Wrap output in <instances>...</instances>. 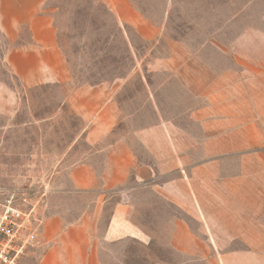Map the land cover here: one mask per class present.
Listing matches in <instances>:
<instances>
[{
	"label": "rangeland",
	"instance_id": "rangeland-1",
	"mask_svg": "<svg viewBox=\"0 0 264 264\" xmlns=\"http://www.w3.org/2000/svg\"><path fill=\"white\" fill-rule=\"evenodd\" d=\"M3 3L0 192L36 203L43 221L58 215L74 223L86 209L95 240L102 239L117 198L99 213L97 194L64 193L70 189V170L90 152L84 140L89 119L80 115L73 99L81 88L121 87L128 78L116 99L124 117L135 114L130 124L136 130L154 122L149 91L142 84L147 79L163 118L177 126V145L186 161H201L221 149L205 148L210 129L228 132L223 145L228 155L210 172L246 179L239 189L231 187L226 198L211 186L217 195L214 206L210 193L201 197L211 222L220 224L218 208L226 201L250 221H264V0H43L38 12L51 18L73 80L34 87H25L8 64V54L28 45L30 34ZM197 111H207L200 114L203 121L190 118ZM158 239L165 243L164 236ZM102 248L105 264H116L113 255L127 264H149L147 251L133 241ZM125 249L128 255L122 257ZM149 253L151 262L165 249L154 246ZM42 254L36 245L25 264H37Z\"/></svg>",
	"mask_w": 264,
	"mask_h": 264
},
{
	"label": "crops",
	"instance_id": "crops-1",
	"mask_svg": "<svg viewBox=\"0 0 264 264\" xmlns=\"http://www.w3.org/2000/svg\"><path fill=\"white\" fill-rule=\"evenodd\" d=\"M3 5L9 13L13 9L15 23L22 21L29 28V44L7 56L15 77L25 87L71 83L70 65L51 18L38 12L43 0H4ZM121 14L116 9L122 21ZM173 47L177 48V42ZM236 60L241 62L239 57ZM127 81L123 79L121 87L114 83L81 88L73 99L80 115L89 119L84 140L90 152L84 162L70 170V189L64 193L97 194L99 213L113 197L117 198L104 237L95 240L86 209L74 223L50 215L38 234L36 245L43 254L37 264H105L103 244L116 247L130 241L147 251L149 264H264L263 218L250 221L226 201L219 205L222 217L220 224H215L201 201L210 193L209 204L214 206L217 195L211 192V186L221 189L226 198L231 187L239 189V182L246 179L243 175L232 179L210 172L228 155L223 150L228 132L210 129L205 148L221 149L201 161H186L177 145V126L163 118L147 79H142V84L149 91L147 103L154 122L131 128L135 114L124 117L116 99ZM205 112H194L190 118L203 121ZM161 235L165 243L159 242ZM154 246L163 247L165 255L150 262L149 252ZM113 258L116 264H127L116 255Z\"/></svg>",
	"mask_w": 264,
	"mask_h": 264
},
{
	"label": "built area",
	"instance_id": "built-area-1",
	"mask_svg": "<svg viewBox=\"0 0 264 264\" xmlns=\"http://www.w3.org/2000/svg\"><path fill=\"white\" fill-rule=\"evenodd\" d=\"M43 220L37 204L15 193L0 192V264H25L35 248Z\"/></svg>",
	"mask_w": 264,
	"mask_h": 264
}]
</instances>
